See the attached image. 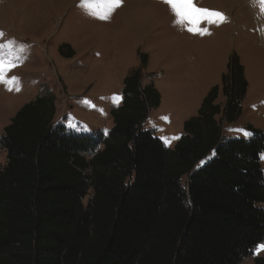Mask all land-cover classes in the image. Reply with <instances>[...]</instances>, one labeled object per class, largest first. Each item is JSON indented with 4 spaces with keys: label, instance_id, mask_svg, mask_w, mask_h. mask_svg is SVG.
Returning <instances> with one entry per match:
<instances>
[{
    "label": "trees",
    "instance_id": "16d2710c",
    "mask_svg": "<svg viewBox=\"0 0 264 264\" xmlns=\"http://www.w3.org/2000/svg\"><path fill=\"white\" fill-rule=\"evenodd\" d=\"M59 54L70 59L75 50L63 44ZM139 57L107 135L55 126L49 90L4 128L0 264H241L264 243V132L248 125L249 138L223 135L248 93L240 56L232 52L222 85L184 123L174 148L143 128L162 98L144 84L149 58Z\"/></svg>",
    "mask_w": 264,
    "mask_h": 264
},
{
    "label": "rangeland",
    "instance_id": "374dc122",
    "mask_svg": "<svg viewBox=\"0 0 264 264\" xmlns=\"http://www.w3.org/2000/svg\"><path fill=\"white\" fill-rule=\"evenodd\" d=\"M188 2L191 23L181 25L163 0H122L107 19L97 18L108 14L107 0H0V45L5 46L0 48V81L8 82H0V138L23 103L33 98L27 92L36 88L39 95L49 90L56 96L55 126L107 135L114 126L111 111L122 103L123 81L140 66V53L149 58L144 84L153 83L162 98L143 128L167 147L184 134L183 120L197 116V104L211 79L213 86L222 85L226 59L233 51L243 64L245 59L249 88L242 116L233 124L223 122V135L249 138L236 131L248 132V125L264 132V12L254 0ZM194 9L221 13L225 22L209 23L218 18L205 19ZM189 27L211 34L190 32ZM60 43L70 44L75 56L63 58ZM217 102L224 107L226 99L220 94ZM7 162V152L0 147V169ZM261 164L264 171L262 158ZM186 181L187 176L183 186ZM92 195L90 191L85 205ZM255 250L241 264L264 257V250Z\"/></svg>",
    "mask_w": 264,
    "mask_h": 264
},
{
    "label": "snow or ice",
    "instance_id": "6c2138e0",
    "mask_svg": "<svg viewBox=\"0 0 264 264\" xmlns=\"http://www.w3.org/2000/svg\"><path fill=\"white\" fill-rule=\"evenodd\" d=\"M121 2H122V0H107V3L110 6L109 10H108V14L98 15L97 18L107 19L110 12L112 10H114V8L112 6L118 7V6H120ZM163 2L168 4L171 7L173 14L177 18L175 23L181 24V25L185 24L186 21L191 23V18H190L188 11H187V9L190 7V2H188V0H163ZM254 3L258 4L260 6L261 11L264 12V0H254ZM194 11L197 13L203 14V18H205V19H208L209 17H217L218 19H209L208 20L209 23H215L217 26H219L220 23L225 22V18L223 17V15L221 13L209 12V10H207V9H194ZM92 14L96 15V13H92ZM187 30L190 32L198 31V34H201V35H204V34L210 35L211 34L206 29L194 30L192 27H189ZM0 35H3V34L0 33ZM3 47H5V46L0 45V48H3ZM8 70H10V68ZM12 79H13V81H15L17 78L13 77ZM0 82L8 83L7 81H0ZM9 90L11 91L12 89L9 88ZM236 131L240 132L245 137H248L251 135L250 132H245L242 129H238ZM261 158L264 159V156H262ZM201 163H203V162H201ZM260 250H264V243H262L255 251L258 254V252Z\"/></svg>",
    "mask_w": 264,
    "mask_h": 264
},
{
    "label": "crops",
    "instance_id": "0c3cea01",
    "mask_svg": "<svg viewBox=\"0 0 264 264\" xmlns=\"http://www.w3.org/2000/svg\"><path fill=\"white\" fill-rule=\"evenodd\" d=\"M64 43H60L59 45H58V49H59V47L61 46V45H63ZM67 44V43H66ZM70 45V44H69ZM243 55V54H242ZM244 57V56H243ZM229 58H230V56H229ZM229 58H227L226 60V68H227V65H228V62H229ZM242 62V61H241ZM242 64H243V62H242ZM243 66H245V59H244V64H243ZM245 68V67H244ZM247 68V67H246ZM224 74H222V76H223ZM222 76H221V81H222ZM246 76L248 77V74H246ZM126 78V77H125ZM213 78V77H212ZM212 81H213V79H211V83L209 84V87H207L206 88V90H205V92H204V94H202V96H201V98L199 99V104H197V109H196V113H194V116L196 115V114H198V111H199V109L201 108V106H202V103H203V100H204V98L207 96V94H208V92L211 90V88L213 87V85H212ZM124 82V81H123ZM215 86V85H214ZM30 94H33L34 96H33V98H30V100L28 99L27 100V102H24L23 103V105H22V107L24 106V105H26L27 103H29V102H31V101H33L40 93H39V90H38V88H36L34 91H32V92H27V96H29ZM199 98V97H198ZM198 100V99H197ZM21 107V108H22ZM20 108V109H21ZM19 109V110H20ZM18 110V111H19ZM58 112V111H57ZM16 115V114H15ZM56 115H57V113H56ZM13 118V117H12ZM191 118V117H190ZM190 118H187V119H185V120H183V125H184V123L188 120V119H190ZM10 124V123H9ZM8 124V125H9ZM180 139V138H179ZM177 143V142H176ZM176 145V144H175ZM170 147H173L174 148V145L172 144Z\"/></svg>",
    "mask_w": 264,
    "mask_h": 264
}]
</instances>
